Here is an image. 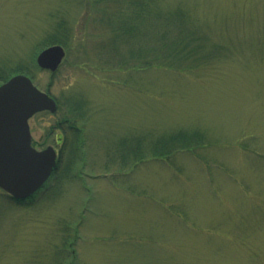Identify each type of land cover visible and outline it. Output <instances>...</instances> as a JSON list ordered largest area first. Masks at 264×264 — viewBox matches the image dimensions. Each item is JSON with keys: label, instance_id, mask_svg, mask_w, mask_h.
<instances>
[{"label": "rangeland", "instance_id": "obj_1", "mask_svg": "<svg viewBox=\"0 0 264 264\" xmlns=\"http://www.w3.org/2000/svg\"><path fill=\"white\" fill-rule=\"evenodd\" d=\"M163 1L216 54L142 66L126 53L145 28L114 43L109 0H0L1 73L57 103L29 119L32 144L57 152L51 175L17 201L0 189V264H264V0ZM57 17L71 34L51 72L36 56ZM182 128L209 142L169 165L160 141Z\"/></svg>", "mask_w": 264, "mask_h": 264}, {"label": "trees", "instance_id": "obj_2", "mask_svg": "<svg viewBox=\"0 0 264 264\" xmlns=\"http://www.w3.org/2000/svg\"><path fill=\"white\" fill-rule=\"evenodd\" d=\"M109 1L117 7H112L110 13L107 11L109 7H103L101 11L104 12L103 17L108 19L105 21L110 28V34L113 35L112 40L114 43L122 45L126 40V43L131 44L132 38L139 33L141 28H145L144 40H141V43L135 49L131 48L129 53H126L129 54V57L132 56L141 60L139 62L142 66L196 67L201 63L199 59L208 60L209 55L216 54V46L213 45L212 49L211 46L207 47V43L204 41L205 36V39H203V34L198 33L199 29L193 24L194 19L191 17L190 10L184 7L185 4L181 1L177 2L175 7L170 10L162 8L161 3L163 4V0ZM171 33L174 35H171ZM70 34L71 27L68 22L64 18L57 17L47 32V38L43 45L54 43L62 45V43H66V39ZM154 42L158 44L154 45ZM143 43L146 44V47L143 46ZM113 46L117 47L116 44ZM220 46L224 48L223 43ZM146 52L148 59L143 60L144 56L142 54ZM149 53H152L153 56L151 55V57ZM114 56L117 57V54ZM194 56L196 57L194 58ZM191 57L192 59L188 60ZM14 70L9 73L28 71L26 67L21 65H17ZM7 78L8 76L0 71V80H6ZM72 121L70 118H64L66 124ZM198 130L194 128L184 130L182 128L168 134L160 141L162 150H157V155L171 165L166 159L173 152L191 150L208 141V138L203 137V134ZM243 146L247 147L245 144ZM157 151L155 150L154 153ZM151 153L153 154L152 151Z\"/></svg>", "mask_w": 264, "mask_h": 264}, {"label": "water", "instance_id": "obj_3", "mask_svg": "<svg viewBox=\"0 0 264 264\" xmlns=\"http://www.w3.org/2000/svg\"><path fill=\"white\" fill-rule=\"evenodd\" d=\"M63 56V47L53 44L37 54L36 62L53 71ZM55 108L54 98L38 89L27 75L16 74L0 84V188L15 198L36 191L56 164L51 146L43 150L32 147L28 127L33 113Z\"/></svg>", "mask_w": 264, "mask_h": 264}]
</instances>
